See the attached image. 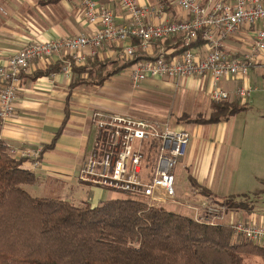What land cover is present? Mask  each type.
Returning a JSON list of instances; mask_svg holds the SVG:
<instances>
[{
    "label": "crops",
    "instance_id": "0c3cea01",
    "mask_svg": "<svg viewBox=\"0 0 264 264\" xmlns=\"http://www.w3.org/2000/svg\"><path fill=\"white\" fill-rule=\"evenodd\" d=\"M99 1L112 8L117 22H129L117 0ZM138 1L141 4L157 3L156 0ZM200 1L208 2V0ZM163 2L165 13L162 18L153 16L151 19L154 23L186 17L175 0H163ZM96 28V25L89 24L84 17L81 0H0V66L32 41L76 36L90 33ZM253 38L254 32L243 28L227 39L224 47L231 53H240L248 48ZM245 39L249 41L243 45ZM125 45L126 42L105 43L95 56H88L84 63H73L68 74L64 72L67 59L64 53L33 60L21 74L15 113L9 120L0 124V138L7 146L41 150L39 166H34L30 158H22L24 159L22 167L35 174L39 188L51 189L57 194L56 198L75 205L89 203L92 206H97L101 200L111 199L104 197L106 193L104 188L89 186L77 178L78 171L88 158L94 144L96 127L91 120L94 109L102 108L112 112L130 113L138 117H150L144 116V112L139 111H148V105L130 104V95L132 91L134 93L145 91L141 89L145 85L154 87L155 85L151 84L152 80H159L156 83L159 82L160 86L174 90L179 97L178 100L184 99L183 96H187L190 92L196 95L199 93L201 96L204 94L202 98L208 100L207 78L181 80L150 77L139 88H134L129 77L130 66L123 67L130 60L124 55ZM166 47L167 44L154 42L149 50H138V56L154 54L159 48ZM175 49L172 47L168 50ZM260 59L247 78L248 83L258 86L264 82V55ZM88 60L91 62L85 71L79 72L74 69L83 66ZM108 74H111L110 77L103 83L99 84L95 81ZM90 80L95 82H89ZM244 83L245 80L239 77L222 81V86L232 94L229 101H241L236 98L234 92ZM248 99H246L247 108L250 101ZM166 115L167 112L163 113L162 118H167ZM233 116L216 123L181 125L191 126L189 130L192 132L187 152L178 164L187 170L188 183L183 185L187 193L183 191L182 185L177 186L178 194L183 200L180 201L181 203L170 204L175 203L182 210L172 211L194 217L195 211L188 206L189 204L196 205L209 197L221 202L222 197L236 198L244 194H255L252 198L254 204L252 210L229 209L225 211L222 222L232 224L243 220L264 223V205L261 201L264 200V189L261 188L263 184L260 185L262 182L258 181V179L263 180L264 177L253 176V181L261 186L260 188L255 186L256 189H235V187L227 189L222 182L221 173L226 168L231 148L237 150L235 166L240 167L243 162L241 151L233 147L237 127ZM261 162L264 171V161ZM34 196L41 197L37 193H34ZM184 209L185 212H182Z\"/></svg>",
    "mask_w": 264,
    "mask_h": 264
},
{
    "label": "built area",
    "instance_id": "2783aa9c",
    "mask_svg": "<svg viewBox=\"0 0 264 264\" xmlns=\"http://www.w3.org/2000/svg\"><path fill=\"white\" fill-rule=\"evenodd\" d=\"M129 18L119 23L110 6L99 0H81L87 22L97 28L90 33L27 43L0 66V124L15 113V103L23 70L36 59L64 53L67 57L64 72L73 63H84L95 56L105 43H124V55L134 60L129 77L134 88L149 79L207 78L211 101L230 100L232 94L222 81L239 77L245 83L234 95L246 102L260 86L247 82L250 70L264 55V0H175L186 17L174 21H152L162 16L163 0L141 4L138 0H117ZM251 29L254 38L248 48L231 53L225 41L241 29ZM202 46L193 43L199 38ZM172 37L182 39L183 51L159 48L146 58H138V50H149L154 42ZM138 43H134V39ZM89 49V53L87 50ZM96 130L94 144L77 178L89 186L115 190L118 198L143 201L149 208L181 203L176 198L174 170L185 156L192 132L164 118L138 117L130 113L112 112L102 108L92 111ZM15 158H30L34 166L41 164V150L8 146ZM188 205V203H187ZM196 221L217 224L222 222L225 206L209 197L196 205H188ZM235 234L254 243H264V223L236 221L231 224Z\"/></svg>",
    "mask_w": 264,
    "mask_h": 264
},
{
    "label": "trees",
    "instance_id": "16d2710c",
    "mask_svg": "<svg viewBox=\"0 0 264 264\" xmlns=\"http://www.w3.org/2000/svg\"><path fill=\"white\" fill-rule=\"evenodd\" d=\"M159 42L167 44L165 49L176 48L173 55L183 51L180 37ZM204 43L199 35L193 46ZM90 62L74 69L85 71ZM110 75L95 81L101 84ZM214 108L207 123L228 120L247 109V103L226 100ZM7 149L0 138V264H244V256L250 254L264 260V246L235 241L237 234L228 223L196 221L131 198L101 200L92 206L33 197L24 184L35 183V174ZM225 203L252 210L247 201Z\"/></svg>",
    "mask_w": 264,
    "mask_h": 264
},
{
    "label": "rangeland",
    "instance_id": "374dc122",
    "mask_svg": "<svg viewBox=\"0 0 264 264\" xmlns=\"http://www.w3.org/2000/svg\"><path fill=\"white\" fill-rule=\"evenodd\" d=\"M248 39H245L243 45L248 42ZM255 68V67H254ZM253 69V68H252ZM251 69V70H252ZM250 70V71H251ZM249 73V72H248ZM127 75V72H126ZM159 81V80H157ZM157 81L152 80L151 83L154 87L151 86H143L141 89H145V91H138L131 93L130 98V104H138V103H145L148 108V111L145 110H139L140 112H144V116H150V117H164L163 113H168L166 115L167 118H164L173 125L181 126L183 124H189V123H196L198 125L207 124L206 120L210 118L211 114H213L215 108L214 106L218 104L219 102L211 101L209 96L208 100L206 98H202L201 94H194L190 92L187 96H183L184 99L178 100L179 97H177L174 90H170L169 88H165L163 86H160V83H156ZM149 82V81H147ZM264 83V82H263ZM262 83V84H263ZM261 84V85H262ZM260 86V85H259ZM171 91L173 93H171ZM206 91V90H205ZM207 92V91H206ZM144 94V95H143ZM208 94V92H207ZM180 95V94H178ZM198 98V99H196ZM249 104L248 108L242 111H238L235 113V115L232 117L236 123L237 127L234 133V146L235 148L239 149L241 151V156L243 159V162L241 163L240 167H236L234 164V160L236 159V153L237 150L234 151V148H231L230 155L228 158V163L226 165V168L221 173L222 176V182H224L227 189H231L235 187V189H256L255 186H258L260 188L261 186L258 185V183L254 180V175H260V177H264V171L262 169L263 162L264 161V90L259 89L257 91H254L250 97H249ZM183 107V109H181ZM155 109V110H151ZM166 110V112L164 110ZM180 109V111H178ZM142 115V116H143ZM188 129H191V126L187 127ZM261 164V165H257ZM262 169V170H258ZM175 189L177 191V186L179 185H185L188 183L187 181V170L185 167L178 165L175 169ZM258 181L262 182L260 185H262L261 188L264 189V179H258ZM33 185V186H32ZM24 188L28 190L30 193L34 195V193H37L38 195H42L44 197H56L57 194H54L51 189H45V188H39L38 184L32 183V184H24ZM183 191L187 193L186 188L182 187ZM105 193V198H118L117 193H115V190L107 189ZM253 191V190H251ZM256 191V190H255ZM179 192L177 191V197L179 201H182L183 198H180ZM259 194V193H258ZM255 194H244L240 197H222L221 202L215 201L221 205L225 206V211H228L229 209H236V207H231L229 204L225 203L227 200L236 201V203L239 201H247V204L250 206V208L254 207L252 198H254ZM260 195H262L260 193ZM259 195V196H260ZM258 196V197H259ZM264 198V195H263ZM119 199V198H118ZM264 205V200H261ZM261 203V202H260ZM76 205H82L80 203H77ZM257 205V204H256ZM255 205V206H256ZM167 209L171 210H182L177 205L174 204H167L165 207ZM185 212V209L182 211ZM225 213V212H224ZM243 221V220H242ZM235 241H249L243 236H235ZM250 242V241H249ZM263 245V244H259ZM244 264H264V260L261 256L250 254L244 256Z\"/></svg>",
    "mask_w": 264,
    "mask_h": 264
}]
</instances>
